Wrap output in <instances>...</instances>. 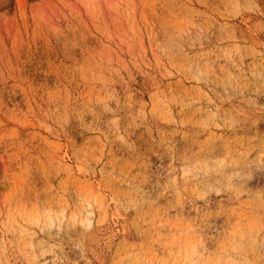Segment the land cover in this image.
<instances>
[{
	"label": "rangeland",
	"instance_id": "rangeland-1",
	"mask_svg": "<svg viewBox=\"0 0 264 264\" xmlns=\"http://www.w3.org/2000/svg\"><path fill=\"white\" fill-rule=\"evenodd\" d=\"M175 257L264 264V0H0V264Z\"/></svg>",
	"mask_w": 264,
	"mask_h": 264
},
{
	"label": "bare ground",
	"instance_id": "bare-ground-1",
	"mask_svg": "<svg viewBox=\"0 0 264 264\" xmlns=\"http://www.w3.org/2000/svg\"><path fill=\"white\" fill-rule=\"evenodd\" d=\"M87 212H89V214H88V218H90V217L92 216L93 212H92V211H90V209H89V208L87 209ZM188 253H189V252H188ZM186 254H187V253H186ZM179 255H180V254H179ZM179 255H178V256H176V257H180V256H181V255H180V256H179ZM176 257H175V258H176ZM178 259H179V258H176L175 260H173V261H174V264H177V261H179V260H180V259H179V260H178ZM187 259H188V258H187ZM187 262H188V261H186L185 263H187ZM191 264H192V263H191ZM193 264H194V263H193ZM206 264H209V263H206Z\"/></svg>",
	"mask_w": 264,
	"mask_h": 264
}]
</instances>
